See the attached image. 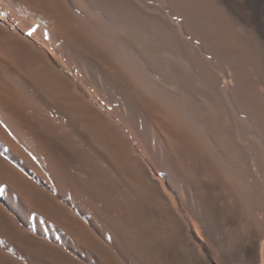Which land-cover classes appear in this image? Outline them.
<instances>
[{
	"label": "bare ground",
	"instance_id": "bare-ground-1",
	"mask_svg": "<svg viewBox=\"0 0 264 264\" xmlns=\"http://www.w3.org/2000/svg\"><path fill=\"white\" fill-rule=\"evenodd\" d=\"M262 7L0 0V264H264Z\"/></svg>",
	"mask_w": 264,
	"mask_h": 264
},
{
	"label": "rangeland",
	"instance_id": "rangeland-1",
	"mask_svg": "<svg viewBox=\"0 0 264 264\" xmlns=\"http://www.w3.org/2000/svg\"><path fill=\"white\" fill-rule=\"evenodd\" d=\"M263 8V9H262ZM261 9H260V12H259V16H260V21H261V24L263 25V29H264V7H262ZM263 21V22H262ZM132 137H133V135H132ZM155 174H156V177H159V175L155 172V171H153ZM170 202L173 204V201L171 200V198H170ZM174 205H176L175 203H174ZM177 206V205H176ZM235 212V211H234ZM235 237V240H237L238 239V237H236V236H234Z\"/></svg>",
	"mask_w": 264,
	"mask_h": 264
},
{
	"label": "snow or ice",
	"instance_id": "snow-or-ice-1",
	"mask_svg": "<svg viewBox=\"0 0 264 264\" xmlns=\"http://www.w3.org/2000/svg\"><path fill=\"white\" fill-rule=\"evenodd\" d=\"M3 15H5V14L4 13H0V16H3ZM35 31H36L35 27L29 26L28 27V31H27V35L28 36H32ZM0 123H2V122H0Z\"/></svg>",
	"mask_w": 264,
	"mask_h": 264
}]
</instances>
